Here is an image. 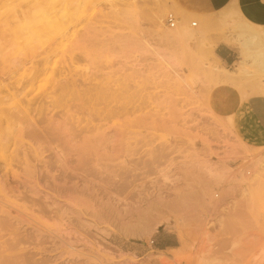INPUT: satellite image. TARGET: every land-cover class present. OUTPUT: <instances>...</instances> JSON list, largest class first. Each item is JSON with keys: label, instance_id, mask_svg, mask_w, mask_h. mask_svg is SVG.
I'll use <instances>...</instances> for the list:
<instances>
[{"label": "rangeland", "instance_id": "374dc122", "mask_svg": "<svg viewBox=\"0 0 264 264\" xmlns=\"http://www.w3.org/2000/svg\"><path fill=\"white\" fill-rule=\"evenodd\" d=\"M178 17L170 0H0V264H264V148L224 107L264 96V27L233 7Z\"/></svg>", "mask_w": 264, "mask_h": 264}, {"label": "crops", "instance_id": "0c3cea01", "mask_svg": "<svg viewBox=\"0 0 264 264\" xmlns=\"http://www.w3.org/2000/svg\"><path fill=\"white\" fill-rule=\"evenodd\" d=\"M170 1L179 14V21L186 22L189 18L194 17L204 24L208 17L233 7L238 9L247 22L264 27V0ZM217 43L214 50H211L213 59L225 66L233 64V49L223 41ZM226 79V82L222 84H227L232 80L231 77ZM224 92H227V90H224ZM256 94L258 93L256 92ZM228 95L224 107L228 112L229 124L234 137L246 148H264V96L256 95L243 98L241 92L234 91H229ZM165 234L167 235V239L161 244L160 249L172 248L171 241L174 239L168 233L165 232Z\"/></svg>", "mask_w": 264, "mask_h": 264}, {"label": "bare ground", "instance_id": "6f19581e", "mask_svg": "<svg viewBox=\"0 0 264 264\" xmlns=\"http://www.w3.org/2000/svg\"><path fill=\"white\" fill-rule=\"evenodd\" d=\"M238 18V17H237ZM237 20V19H236ZM238 20H239V18H238ZM159 22V21H158ZM231 23L232 24H237V22H232V20H231ZM243 23V22H242ZM234 24V25H235ZM233 25V27H235ZM238 25H239V23H238ZM237 25V27H238V29H236V30H239V32H240V35L241 36H243V35H245V29H244V27H242V28H239V26H241V25H239L238 26ZM160 26V25H159ZM243 26V25H242ZM245 26V25H244ZM236 28V27H235ZM233 30V29H232ZM173 31V30H172ZM188 32V31H187ZM172 33V32H171ZM238 35H239V33L237 34V37H238ZM240 35H239V37H240ZM251 35V34H250ZM252 36V35H251ZM251 36H248L247 35V38H251ZM245 38V40L247 41V39H246V37H244ZM242 40H244V39H242ZM249 41V42H248ZM248 41L245 43V42H243V47H245V46H247V47H249V45H253L254 44V42L252 43V40L250 41L249 39H248ZM240 44V43H239ZM244 44H245V46H244ZM234 46V45H233ZM241 46V45H240ZM245 49V48H244ZM249 57L254 61V62H256L257 64H260V66H264V52H260V51H258V52H254L253 54H250L249 55ZM239 63H242L241 64V66H239L238 68H237V71H238V73H242V74H245V73H248L249 74V71L251 70V69H247L244 65H243V61H241V62H239ZM239 65V64H238ZM211 69V68H210ZM212 70V69H211ZM217 72V69L216 68H214L213 69V72ZM250 72H252V71H250ZM231 72H227L226 70H224V69H222V68H220L219 70H218V76H220L221 78H230L231 76ZM227 80V79H226ZM258 94H263L264 95V86H262V87H259L258 89ZM244 94V93H243Z\"/></svg>", "mask_w": 264, "mask_h": 264}, {"label": "built area", "instance_id": "2783aa9c", "mask_svg": "<svg viewBox=\"0 0 264 264\" xmlns=\"http://www.w3.org/2000/svg\"><path fill=\"white\" fill-rule=\"evenodd\" d=\"M165 22L167 24L168 27L170 28H173L174 25H175V18L172 14H169L166 19H165ZM192 27H195L196 26V23L195 22H191L190 24ZM152 243V242H151Z\"/></svg>", "mask_w": 264, "mask_h": 264}]
</instances>
